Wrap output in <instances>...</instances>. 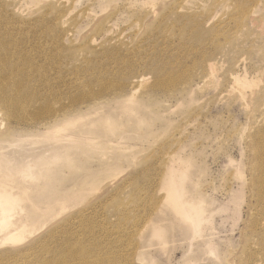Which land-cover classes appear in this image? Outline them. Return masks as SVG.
Here are the masks:
<instances>
[{
  "label": "rangeland",
  "instance_id": "374dc122",
  "mask_svg": "<svg viewBox=\"0 0 264 264\" xmlns=\"http://www.w3.org/2000/svg\"><path fill=\"white\" fill-rule=\"evenodd\" d=\"M0 40L18 41L44 112L68 108L26 125L0 110V170L32 171L0 189L35 216L0 264L66 246L264 264V0H0Z\"/></svg>",
  "mask_w": 264,
  "mask_h": 264
},
{
  "label": "bare ground",
  "instance_id": "6f19581e",
  "mask_svg": "<svg viewBox=\"0 0 264 264\" xmlns=\"http://www.w3.org/2000/svg\"><path fill=\"white\" fill-rule=\"evenodd\" d=\"M17 46L18 41L16 40H9L8 42L0 40V110L4 111L2 120L14 119L26 125L31 122L45 121L56 115L65 113L68 109L65 105H60L56 112L50 114L44 112L50 110V108L46 110L44 106L43 108L39 106L43 102L38 101L40 97L37 92L24 84V81H30L31 77L27 73L29 67L26 66L25 60L16 55ZM30 117L34 120H30ZM11 171L15 172L23 181L26 180V175H32L31 168L26 173L21 168H5L4 170H0V177L11 174ZM12 188L4 187L0 189L1 242H18L23 239L29 231L28 226H32L28 222L35 218L33 215L28 217L19 216L18 211L21 210L20 205L24 200V196L23 194L13 192ZM178 190H176L174 196L178 204V210L189 219H195L194 217L200 219V207L182 200L180 193L178 194ZM197 209H199V213L195 212ZM34 255L36 257L32 263L30 260L27 264H34L35 261L37 264H103L101 262L103 261L102 259L91 260L85 255L84 251H79L72 246H66L63 249L45 247L43 254L39 253L37 255V252H35Z\"/></svg>",
  "mask_w": 264,
  "mask_h": 264
}]
</instances>
